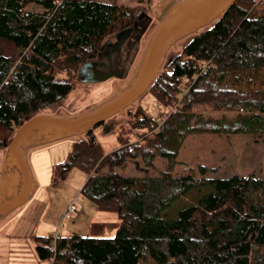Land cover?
I'll use <instances>...</instances> for the list:
<instances>
[{"label": "trees", "instance_id": "obj_1", "mask_svg": "<svg viewBox=\"0 0 264 264\" xmlns=\"http://www.w3.org/2000/svg\"><path fill=\"white\" fill-rule=\"evenodd\" d=\"M135 17L134 7L96 0H0V149L26 116L64 98L79 66ZM180 41L146 90L162 106L176 102L174 109L160 119L130 105L126 132L135 141L122 131L120 145L105 152L94 127L72 137L65 160L54 166L60 179L73 166L86 171L80 192L115 212L114 235H36L38 258L51 264H264V178L209 177L203 165L171 172L182 162L177 154L189 134H264V0H233ZM158 157L166 169L144 173ZM129 163L143 174L115 171ZM206 186L211 190L175 216L163 214L175 199Z\"/></svg>", "mask_w": 264, "mask_h": 264}, {"label": "rangeland", "instance_id": "obj_2", "mask_svg": "<svg viewBox=\"0 0 264 264\" xmlns=\"http://www.w3.org/2000/svg\"><path fill=\"white\" fill-rule=\"evenodd\" d=\"M96 1L134 7L136 13L139 9H143L147 13L152 23L140 42V52L130 65L123 81L113 77L93 83L77 81L64 98L46 107L43 111L45 113L65 115L81 112L109 96L119 83L126 82L158 19L173 0ZM30 8L34 11L40 10L38 5H30ZM183 42L180 41L168 49L163 65L170 54H175L181 49ZM137 105H141L151 116L162 119L176 107L177 103L173 102L169 107L162 106L153 95L145 92L129 109L132 110ZM125 111L124 109L122 113L108 117L105 127L97 126L93 129L96 139L105 152L120 145L117 135L122 131L123 137H128L132 141L136 140V136L126 132L128 127ZM71 140L72 138L63 139L29 149L28 161L37 187L24 204L0 220V264H51V260L38 258L34 241L36 235L54 237L58 234L63 236L77 234L88 237L114 235L118 225L115 212L99 209L80 192L87 177L86 171L73 166L63 179L55 176L54 166L65 160L71 148ZM3 151L0 149V165ZM177 159L182 162L172 167L171 172L174 175L186 174L190 168L196 169L197 166L203 165L209 177L254 174L264 178V134L192 133L184 139L178 150ZM139 165L143 166V163L139 161ZM167 166L168 162L158 157L154 165L149 166L144 173L157 175ZM115 171L124 175L143 174L135 168L134 163H129L126 167H116ZM194 171L197 172V170ZM209 190L211 187L206 186L189 191L175 199L163 214L168 217L175 216L179 208L190 204L199 195ZM71 203L76 210L68 216H62Z\"/></svg>", "mask_w": 264, "mask_h": 264}, {"label": "water", "instance_id": "obj_3", "mask_svg": "<svg viewBox=\"0 0 264 264\" xmlns=\"http://www.w3.org/2000/svg\"><path fill=\"white\" fill-rule=\"evenodd\" d=\"M232 1L173 0L158 19L133 72L122 86H117L105 99L78 113L57 115L41 112L26 116L3 151L0 165V220L24 204L37 187L28 161L29 149L75 136L81 138L106 118L134 105L161 71L168 49L183 37L209 25ZM89 63L79 66L78 81L100 82L115 75L112 71L99 73L90 70Z\"/></svg>", "mask_w": 264, "mask_h": 264}, {"label": "flooded vegetation", "instance_id": "obj_4", "mask_svg": "<svg viewBox=\"0 0 264 264\" xmlns=\"http://www.w3.org/2000/svg\"><path fill=\"white\" fill-rule=\"evenodd\" d=\"M151 23L152 19L147 13L143 9H139L130 26L124 29L121 34L106 39L102 43L98 52L99 55L97 54L92 62L88 64V68L99 73L115 72V75L110 78L113 77L116 80L123 81L140 49V42ZM124 83H119L117 86H122ZM117 86H115V89ZM106 119L99 125L105 127Z\"/></svg>", "mask_w": 264, "mask_h": 264}, {"label": "built area", "instance_id": "obj_5", "mask_svg": "<svg viewBox=\"0 0 264 264\" xmlns=\"http://www.w3.org/2000/svg\"><path fill=\"white\" fill-rule=\"evenodd\" d=\"M76 208L73 203H71L68 207L67 210L63 213L62 216H68L71 212L75 211Z\"/></svg>", "mask_w": 264, "mask_h": 264}, {"label": "crops", "instance_id": "obj_6", "mask_svg": "<svg viewBox=\"0 0 264 264\" xmlns=\"http://www.w3.org/2000/svg\"><path fill=\"white\" fill-rule=\"evenodd\" d=\"M67 210V209H66Z\"/></svg>", "mask_w": 264, "mask_h": 264}]
</instances>
